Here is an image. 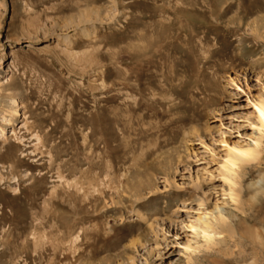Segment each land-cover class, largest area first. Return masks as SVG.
<instances>
[{
    "label": "rangeland",
    "instance_id": "obj_1",
    "mask_svg": "<svg viewBox=\"0 0 264 264\" xmlns=\"http://www.w3.org/2000/svg\"><path fill=\"white\" fill-rule=\"evenodd\" d=\"M259 107L264 0H0V264H264Z\"/></svg>",
    "mask_w": 264,
    "mask_h": 264
},
{
    "label": "bare ground",
    "instance_id": "obj_2",
    "mask_svg": "<svg viewBox=\"0 0 264 264\" xmlns=\"http://www.w3.org/2000/svg\"><path fill=\"white\" fill-rule=\"evenodd\" d=\"M12 106H14V109H12L11 110V112H9V114L7 115L9 118H10V120H12V118L13 117H20V112L18 111V109H20L21 108V105H19V104H16V102H12ZM258 109H259V111H258ZM257 112H258V116H259V118H260V122L262 123V125H264V117H262L261 116V112H264V108L263 107H259V108H257ZM4 113V112H3ZM2 113V114H3ZM5 114V113H4ZM4 114H3V120L4 121H2V124H8V125H10L11 126V128H12V130H10L8 133H10L11 135H14V124H13V122L12 121H10V120H7V119H5V117L6 116H4ZM25 125V124H24ZM23 125V126H24ZM7 130L5 129V128H2V125H0V145H5V144H7V141H8V138H7ZM15 136V135H14ZM239 152V151H238ZM248 153H240L239 152V156H242V157H249V156H251V153H249V155H247ZM237 157H238V155H237ZM241 158V157H240ZM230 160L228 161V163H229V165L230 166H233V165H235V161L237 160H231V158H229ZM80 189V188H79ZM199 221L200 222H203L201 219H199ZM204 223V222H203ZM205 225V224H204ZM190 229L192 230V231H195L196 230V227L195 226H190ZM202 234L203 235H205V232L204 231H202Z\"/></svg>",
    "mask_w": 264,
    "mask_h": 264
},
{
    "label": "snow or ice",
    "instance_id": "obj_3",
    "mask_svg": "<svg viewBox=\"0 0 264 264\" xmlns=\"http://www.w3.org/2000/svg\"><path fill=\"white\" fill-rule=\"evenodd\" d=\"M259 111V109H258ZM261 116L264 117V112H261ZM225 147H227V145H225Z\"/></svg>",
    "mask_w": 264,
    "mask_h": 264
}]
</instances>
